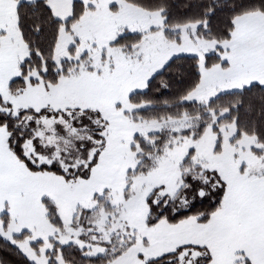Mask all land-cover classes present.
I'll use <instances>...</instances> for the list:
<instances>
[{
    "label": "snow or ice",
    "instance_id": "1",
    "mask_svg": "<svg viewBox=\"0 0 264 264\" xmlns=\"http://www.w3.org/2000/svg\"><path fill=\"white\" fill-rule=\"evenodd\" d=\"M0 264H264V0H0Z\"/></svg>",
    "mask_w": 264,
    "mask_h": 264
}]
</instances>
